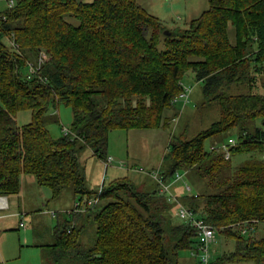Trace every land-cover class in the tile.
<instances>
[{
    "label": "trees",
    "instance_id": "16d2710c",
    "mask_svg": "<svg viewBox=\"0 0 264 264\" xmlns=\"http://www.w3.org/2000/svg\"><path fill=\"white\" fill-rule=\"evenodd\" d=\"M4 13L0 195L19 193L21 176L31 174L52 198L70 187L80 201L85 194L92 197L97 190L85 186L81 151L88 146L107 159L112 129L167 125L165 110L184 91L182 79L189 71L220 105V118L208 129L192 138L173 136L167 161L158 169L167 185L178 173L194 170L209 190L181 199L164 191L157 179L158 189L150 192L128 178L115 179L102 186L100 203L107 202L88 208L97 226L94 245L85 247L77 225L67 222L52 245L57 262L180 264L181 250L199 248L196 229L172 219V204L181 203L203 215L217 233L235 239V250L220 261L264 264V236L259 235L260 226L264 229V129L253 128L257 119L264 120V93H227L232 84L255 86L259 77L264 88V0H210L198 18L174 28L139 0H16ZM58 102L72 108L73 135L56 138L48 128L51 105ZM25 109L32 111V120L20 125L17 114ZM232 129L238 133L231 143L205 148L208 138ZM242 153L260 155L232 165L231 157ZM173 195L176 201L170 200Z\"/></svg>",
    "mask_w": 264,
    "mask_h": 264
},
{
    "label": "rangeland",
    "instance_id": "374dc122",
    "mask_svg": "<svg viewBox=\"0 0 264 264\" xmlns=\"http://www.w3.org/2000/svg\"><path fill=\"white\" fill-rule=\"evenodd\" d=\"M140 1L149 13L158 17L169 28L177 26L185 27L190 20L198 18L203 11L208 9L210 4V0ZM0 3L5 9L6 0H0ZM230 31L233 35L234 28L231 26ZM5 41L9 43L8 38H5ZM38 59L37 61L40 64L44 60L42 57ZM182 84L191 89L189 102L184 106L186 98H181L175 105L165 110L164 115L168 118L167 125L153 128H133L129 130L114 128L109 132L107 157L111 156L114 159L111 164L106 165L107 159L99 158L88 146L81 151L82 170L85 175V186L88 190L95 192L102 186L108 187L113 180L119 178H128L142 191L150 192L158 189L159 186L156 183L153 172L160 169L167 161L170 142L173 136L180 133L181 135L185 134L187 137L192 138L199 132L208 129L213 122L220 118L219 103L216 100H210L205 95V83L198 81L194 72H187L182 79ZM262 84L263 79L259 77L257 85L252 86L251 82L232 84L227 88V93L233 95L250 92L264 93ZM135 101L137 102V100ZM135 101L134 103H136ZM146 102L150 104L149 99ZM49 114H52L51 117L48 116V128L51 134L56 138L63 136L64 127L70 128L73 122L71 106L64 102H58L57 105L52 104ZM17 117L20 125L27 124L32 120V111L29 109L21 110L18 112ZM257 126L264 129V120L257 119L253 124V128ZM237 133V129H232L228 132L210 137L205 141V148L208 150L212 145L221 144L222 142L231 143L237 137ZM257 155L260 154H235L231 157V163L234 166H238L247 160L256 158ZM181 173L182 178L174 181L170 185V189L174 195L182 199V196L198 194L209 190L205 180L198 172L191 170ZM173 184L175 185L173 186ZM84 196L87 197L88 195L85 194ZM79 197L80 195L76 194L72 187H70L62 191L60 196L54 200H48L47 204L48 206L55 203L58 205V214L61 215L62 225L65 224L64 219L68 220L70 224L77 225L80 242L89 248L94 245L97 239V226L91 221L90 215L87 213L77 216L71 214L74 213L78 202L83 201V206L85 205V201H80ZM106 202L107 199L102 200L101 203L99 201L101 205H104ZM171 210L173 221L175 223H181L182 220L177 215V204H172ZM50 220L47 219L46 222H49L50 225L57 224V218H53L51 222ZM259 235L264 236V229L261 226L259 228ZM235 245L236 241L233 237H227L222 233H217L215 242L210 246L212 264H255L252 261H220L225 254H229L235 250ZM25 249L27 247L23 248V250ZM35 257L26 253L17 258H7L6 260L0 261V264H40V261L38 262ZM180 257V264H195V260L197 259L193 255L192 250L188 248L180 251ZM71 262L73 263L74 261L72 260ZM75 263H78L76 259Z\"/></svg>",
    "mask_w": 264,
    "mask_h": 264
},
{
    "label": "crops",
    "instance_id": "0c3cea01",
    "mask_svg": "<svg viewBox=\"0 0 264 264\" xmlns=\"http://www.w3.org/2000/svg\"><path fill=\"white\" fill-rule=\"evenodd\" d=\"M3 10L5 9L0 5V11ZM186 105L187 103L184 102V106ZM0 198H3L0 202V261L17 258L27 253L33 257L36 256L40 264H79L72 258L56 261L52 245L56 243V231L62 225L61 215L58 214L59 207L56 203L48 206V200L55 198H52L48 188L38 184L34 175L23 174L20 192L9 196L0 195ZM89 198L91 196H84L82 200ZM89 210L71 214L90 215ZM52 217L58 219L56 225L46 222L47 219H51L50 222L53 221ZM64 222L67 224L68 220L64 219ZM70 225L73 227V223L68 222V227ZM24 247L27 249L23 250ZM195 261V264H199L198 259Z\"/></svg>",
    "mask_w": 264,
    "mask_h": 264
},
{
    "label": "built area",
    "instance_id": "2783aa9c",
    "mask_svg": "<svg viewBox=\"0 0 264 264\" xmlns=\"http://www.w3.org/2000/svg\"><path fill=\"white\" fill-rule=\"evenodd\" d=\"M16 4V0H6V8H13ZM8 20V16L4 13V11H0V27L3 25L5 21ZM13 46H16V44H12ZM30 70L32 73L36 71L34 66L30 67ZM191 94V89L184 86V91L181 93L179 97L175 99V102H177L181 98H186V102H189ZM64 134L65 135H73L74 133L71 131V128L64 127ZM226 157H230V152L226 149ZM113 158L109 156L106 160V165H109L113 162ZM154 178L157 179L161 187L164 191H170V185L165 184L160 176L159 171L156 170L153 172ZM182 178V174H177V180ZM103 192V187H100L97 190V193L93 195L90 199L85 200V205L83 206V201L78 202L76 204L75 212H82L87 210L89 207L94 206L100 201V196ZM3 200V198H0V202ZM171 201H176L177 198L173 195L170 198ZM177 214L179 217L186 222L190 223L197 231L198 239H199V248L197 251H194L193 253L199 257V264H212L211 262V254H210V246L215 242L217 231L216 228L207 222V220L204 218L203 215L199 214L198 212L188 208L187 206L179 203V206L177 208ZM72 228L68 229V232H71ZM246 229L243 230V233H246Z\"/></svg>",
    "mask_w": 264,
    "mask_h": 264
},
{
    "label": "water",
    "instance_id": "95a60500",
    "mask_svg": "<svg viewBox=\"0 0 264 264\" xmlns=\"http://www.w3.org/2000/svg\"><path fill=\"white\" fill-rule=\"evenodd\" d=\"M165 33H166V34H170V30H166Z\"/></svg>",
    "mask_w": 264,
    "mask_h": 264
}]
</instances>
